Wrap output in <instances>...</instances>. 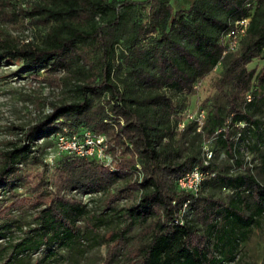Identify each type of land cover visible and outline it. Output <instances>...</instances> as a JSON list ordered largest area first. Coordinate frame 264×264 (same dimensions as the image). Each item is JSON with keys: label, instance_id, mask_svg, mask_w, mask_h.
I'll return each mask as SVG.
<instances>
[{"label": "trees", "instance_id": "trees-1", "mask_svg": "<svg viewBox=\"0 0 264 264\" xmlns=\"http://www.w3.org/2000/svg\"><path fill=\"white\" fill-rule=\"evenodd\" d=\"M143 9L145 18H131L134 10ZM11 16L30 19L45 30L32 43L0 39V63L20 61L37 74L76 70L86 82L77 86L80 99L52 103L25 130L23 144L13 143L3 153L0 195L15 185L20 164L29 158L43 162L36 154L38 142L65 128L104 134L112 161L63 154L53 191L44 169L35 197L28 200L31 208L44 206L37 225L4 264L42 246L53 255L82 239L78 222L89 209L68 195L72 191L108 193L106 208L120 218L121 227L103 237L109 242L105 264H115L125 254L135 225H141L142 240L127 248L128 264L235 260L264 216V182L245 155L259 151L264 175V118L256 115L264 108V0H191L179 8L172 0H38ZM244 18L249 24L240 48L223 55V36ZM257 59L262 66L250 68ZM218 65L215 88L225 103L216 99L203 124L188 120L186 98ZM183 121L182 138L176 139ZM191 133L214 138L231 165L218 166L214 153L211 163L203 165L201 151L185 145L184 135ZM114 163L119 168L106 167ZM196 165L206 172L200 191H181L177 179ZM208 188L230 193L227 199L216 198ZM128 199L129 204L118 207Z\"/></svg>", "mask_w": 264, "mask_h": 264}, {"label": "rangeland", "instance_id": "rangeland-1", "mask_svg": "<svg viewBox=\"0 0 264 264\" xmlns=\"http://www.w3.org/2000/svg\"><path fill=\"white\" fill-rule=\"evenodd\" d=\"M0 0V39H16L21 44L32 43L40 38V32L45 29L42 25L30 21L23 17L11 16L13 11L29 10L35 3L22 2L19 0ZM175 8L187 7L191 0H172ZM26 4V5H24ZM146 11L134 10L131 18H145ZM128 25H124L120 31L123 37L127 33ZM122 43V42H121ZM121 46V45H120ZM118 46V53L121 54V47ZM263 64L261 60H254L249 67L260 68ZM88 69V66H85ZM221 68L209 73L199 84L197 92L186 98V113L193 118L210 115L213 103L216 99L221 104L225 101L218 97L215 81L219 78ZM125 71L123 70L121 74ZM86 82L84 75L76 70H59L56 73H49L41 70L39 74L27 71L22 62L2 61L0 63V168L3 165V153L12 149L13 143L23 144L25 130L35 124L51 108L52 103L72 102L80 99L81 95L77 89L78 85ZM204 110L205 112H202ZM257 117L264 118V108L256 112ZM192 118V119H193ZM191 119V118H189ZM183 128L178 127L176 139H181ZM185 145L190 150L201 151L204 156L206 149L214 153V162L218 166L231 165L226 151L217 143L214 138L204 140L202 135L191 133L185 134L183 138ZM110 144V143H109ZM111 146V145H109ZM39 150L36 152L43 162L29 158L25 163L20 164L19 177L16 178L15 185L8 193L0 195V232L4 235L0 238V264H4L12 255L16 244L22 241L31 229L37 225V215L40 209L31 208L28 200H32L36 195L35 186L40 182V173L46 170V180L50 191L55 189L57 177V166L63 155L55 156V164L49 167L45 159H49L55 154L54 142L51 138L39 141ZM246 155V159L252 161V165L257 172L259 179L264 182V175L260 170L259 151L251 150ZM104 161V160H102ZM106 164H111L106 162ZM251 165V164H250ZM118 163L107 165V168H119ZM231 170V168H229ZM237 169L234 171L236 172ZM207 191L213 193L216 198L227 199L229 191L220 188H208ZM69 196L82 201L89 209V215L78 224L83 228V237L76 244L65 247L50 255L46 246L38 250H33L30 254H23L19 261L16 259L9 264H105L109 242H105L103 237L117 230L122 223L120 218L106 208L108 193L80 194L76 191L68 193ZM137 194L135 195V198ZM134 198V199H135ZM131 200H123L118 207L129 204ZM104 220V223L100 221ZM141 225L133 226L128 232L130 241L123 250L124 255L115 264H128L127 248L139 246L142 240ZM32 233V232H31ZM228 264H264V216L258 225L254 226L248 239L240 247L235 260Z\"/></svg>", "mask_w": 264, "mask_h": 264}, {"label": "built area", "instance_id": "built-area-1", "mask_svg": "<svg viewBox=\"0 0 264 264\" xmlns=\"http://www.w3.org/2000/svg\"><path fill=\"white\" fill-rule=\"evenodd\" d=\"M19 1L24 3H35L38 0ZM248 24L249 18L235 21V26L231 28V30L222 38L223 44L225 45L223 55L236 52L240 48L241 40L246 35ZM219 67L220 66L218 65L216 69ZM249 97V100H251V96ZM202 112L205 111L202 110ZM192 118L193 117L191 115L187 114L188 120H197L201 124H203L205 121V116L202 114L196 118ZM185 125L186 121H183L179 124L181 128H184ZM51 139L54 142L53 148L55 154L52 157H49V159H45V162L49 167L54 166L55 156H60L63 154L78 155L90 158L96 157L108 163L112 161V156L108 152L109 143L107 141V137L104 134L94 132L90 128L86 127L79 130H69L65 128L64 130L58 131L53 137H51ZM212 159L213 151L207 148L202 159V164L207 166L211 163ZM205 178V170L200 165H196L177 179V186L181 191L197 194L200 191Z\"/></svg>", "mask_w": 264, "mask_h": 264}]
</instances>
